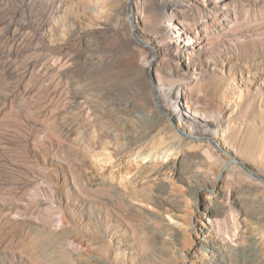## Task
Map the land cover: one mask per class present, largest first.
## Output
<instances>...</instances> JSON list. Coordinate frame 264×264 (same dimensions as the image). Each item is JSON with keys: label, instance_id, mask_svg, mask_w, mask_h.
Masks as SVG:
<instances>
[{"label": "rangeland", "instance_id": "374dc122", "mask_svg": "<svg viewBox=\"0 0 264 264\" xmlns=\"http://www.w3.org/2000/svg\"><path fill=\"white\" fill-rule=\"evenodd\" d=\"M128 1L0 0V264H264V53L251 57L264 50V0H225L239 13L229 24L201 0H181L190 7L170 14L216 30L207 55L186 59L201 86H216L208 103L222 118L206 136L168 119L156 88L165 80L187 87L194 77L179 68L178 39L160 41L144 10L149 0H132L134 27ZM122 60L145 72L109 70ZM143 86L156 106L136 101L178 136L167 155L155 148L146 158L137 148L124 156L101 136L123 110L109 92L126 99ZM162 136L151 147L165 148ZM185 152L199 157L178 164V174L165 169ZM145 167L161 172L142 179ZM217 174L218 192L198 200L183 179ZM229 194L232 215L218 220L223 229L233 218L235 232L222 243L204 238L205 207ZM211 241L216 249L206 251Z\"/></svg>", "mask_w": 264, "mask_h": 264}, {"label": "bare ground", "instance_id": "6f19581e", "mask_svg": "<svg viewBox=\"0 0 264 264\" xmlns=\"http://www.w3.org/2000/svg\"><path fill=\"white\" fill-rule=\"evenodd\" d=\"M180 1L181 0L179 1L162 0L160 6L158 5L157 0H149L145 5L144 10L145 12L148 13L153 25L156 27L157 35L159 36L160 41L165 40L169 37H175V39H178L177 40L178 46L181 52V56L179 57V62H180L179 68H181V66H185V70L187 69V72L192 73L194 77V82L188 84V86L186 87V82L184 83V82H175L173 80H165L160 84L159 87L156 88V95L159 102L162 104L163 108L165 107L169 108V113H167V117L171 122H173V124L175 122L178 124L179 127H183V128L188 127L190 134L194 136H206L209 133H212L214 135L216 132L215 131L213 132L212 128H214L215 130L219 128L222 118V110L218 108H214V106L211 103H208L210 101L208 97L209 95L211 96L213 95L212 96L213 98L215 97L216 86L213 87L210 84H206L207 86L205 87L201 86L199 84L200 80L198 76V74H200L198 73L199 69L194 65L191 67L187 65L186 59L192 60L193 57L196 56L201 57L207 55L209 53V46H210L209 40L211 39V37L215 35L216 30L208 28L204 24H198V23L186 24L184 22H177L176 19L172 18L170 14H174L176 12L181 13V8H183L184 10L185 7H190L189 3L185 4L184 2L181 3ZM201 1H202L201 4H203L204 7L203 11L207 12L208 14H211V16L217 18L218 21L229 24L230 17H233L235 19L238 18L239 15L238 11L234 8V6L233 7L229 6L225 0H201ZM191 8H195V5H193ZM127 12H128V6H127ZM262 13H264V8ZM220 15L221 16L223 15L224 18L219 19L218 16ZM205 21L208 20L206 19ZM158 44L163 45L162 42ZM147 46L149 45L147 44ZM149 47L151 48V46ZM152 50L153 52L156 53L154 48H152ZM261 53H264V50H260V51L255 50L254 52H252L251 57L252 56L256 57L257 55H261ZM148 64L150 69V66L153 65L152 59ZM145 67L146 66H141L136 63L129 66L127 65V63H125L122 60V61H118L115 65L113 64L109 65V70L111 71L121 70L122 72L131 71L135 75H138L140 73L145 72ZM182 71H184L183 68ZM180 72L181 70L178 71L179 74ZM183 75H187V74L183 73ZM198 89L201 92L204 91L205 95L198 96L196 94ZM140 90L141 92H138L137 94L136 92L133 93L131 91H126L125 93L126 99H122L121 96H117L116 92H114V94H111L109 92V95L113 98L114 101L116 100L120 102V107L121 108L123 107V110L120 115L115 114L114 116L115 118L110 122L109 120L107 123L104 122L105 123V125L103 126L104 135L101 134V136H105L106 139H108L109 143L114 145V147H116L117 153L124 156L130 154L137 148L138 149L140 148V150L144 149L147 152L146 158L147 157L151 158L152 156L156 155L155 151H158L159 149H161V151H159L160 154L167 155L171 147L172 148L174 147L175 139L178 136L174 133L171 134L172 132L170 133V130L167 128L168 126L163 127L162 119H160V115H155V116L148 115L145 108L141 104H139V102L136 101L137 96H139V97H144L145 105L148 107L154 105L155 103V101L150 99V96H148L147 89L144 88V86ZM185 94H187V99L189 104L186 107H184V105L182 104L183 96ZM101 111H103V114L101 112V115H99V113H97V109L96 110L94 109L93 117L95 119L96 118L102 119L104 118V116H107L106 113L104 114V110ZM159 135H163L162 137L167 144V146L163 149H162L163 142H160L159 148H158L159 143L153 144V147H151L152 141H154V139H156V137ZM155 148L157 149L155 150ZM153 149L155 151H153ZM210 150L213 152L212 149ZM192 157L196 158L199 157V155H193L188 152L187 153L185 152L183 153L179 161H171V163H169V165H167L165 169L174 171V173H176L177 172L176 166L178 164L181 165L184 164V161L186 160L188 161ZM160 172L161 171L155 170L153 168L150 169L148 167H145L140 170L139 176L142 179H147L149 177L158 175ZM256 176H257L256 179L263 181V179L259 175L256 174ZM183 179L185 181H188L192 186V191H193L192 196L195 200H198V197L201 194H205L209 192L210 188L213 189L215 192H218L222 182V179L218 174H217V180L215 181L205 180L204 178L198 175H195L189 179L183 177ZM162 193H163V189L162 187H159V197L157 200L160 202V204H162V201L159 200L162 199L161 197L162 195H160ZM223 196L220 199H222ZM232 203L230 201V194H229L228 201H224V200L219 201L217 199H213L210 201V205L205 207L207 217L205 218V224L201 230V233L204 238L208 239L207 236L209 235L212 236L216 242H221V243L226 242V240L228 239L227 235L235 227L236 222L233 218L230 221L227 220L223 225L224 226L223 229H221L222 220H220L221 222L220 224L218 219L220 217L221 212L224 214V217H228L232 215L231 213L233 209ZM178 212H180V208L178 206L177 207L174 206L172 213L175 217L178 216L177 215ZM235 230L233 229L234 232ZM177 237H178V233L175 235L174 240H177ZM204 249L206 251H208V249L211 250L216 249L215 242L213 241L205 242Z\"/></svg>", "mask_w": 264, "mask_h": 264}, {"label": "water", "instance_id": "95a60500", "mask_svg": "<svg viewBox=\"0 0 264 264\" xmlns=\"http://www.w3.org/2000/svg\"><path fill=\"white\" fill-rule=\"evenodd\" d=\"M128 15H129V18H130L132 25L134 27V18H133V12H132V0L128 1ZM142 44H144V43L142 42ZM153 59H155V56L153 57ZM243 168L246 169L247 172L251 173V171L246 166H243Z\"/></svg>", "mask_w": 264, "mask_h": 264}]
</instances>
